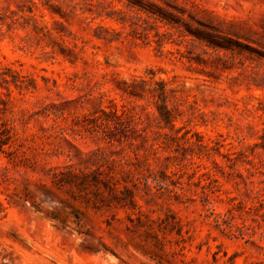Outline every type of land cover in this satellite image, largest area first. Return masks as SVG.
<instances>
[{
	"label": "rangeland",
	"instance_id": "obj_1",
	"mask_svg": "<svg viewBox=\"0 0 264 264\" xmlns=\"http://www.w3.org/2000/svg\"><path fill=\"white\" fill-rule=\"evenodd\" d=\"M0 264H264V0H0Z\"/></svg>",
	"mask_w": 264,
	"mask_h": 264
}]
</instances>
